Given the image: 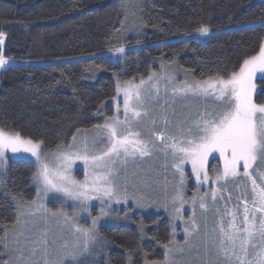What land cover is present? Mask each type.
<instances>
[{
  "label": "snow or ice",
  "instance_id": "6c2138e0",
  "mask_svg": "<svg viewBox=\"0 0 264 264\" xmlns=\"http://www.w3.org/2000/svg\"><path fill=\"white\" fill-rule=\"evenodd\" d=\"M259 26L264 28V22ZM197 31L207 37L210 30L202 25ZM3 44L4 34L0 33V46ZM124 53L123 47L113 52L117 56ZM8 63L0 47V69ZM258 79L264 81V43L233 70L207 78L186 75L177 83L176 73L167 72L160 76L153 73L139 83L118 81L116 91L117 97L123 96V111L117 100L116 113L95 125L94 134L89 136L85 130L79 139L73 135L66 147L58 144L46 151L44 141L0 127V165L6 163L9 152L29 163L33 161L27 157L34 158L32 182L37 185L36 199L14 197V225L20 227L10 245V229L5 226L0 248L17 255L0 264H96L101 244L99 221L109 215L112 204L132 200L138 208L152 205L145 193L130 192L128 165L161 157L165 170H173V191L166 200L170 199L174 219H183L185 165L191 166L190 174L197 185L192 195L191 228H184L185 243L200 231L195 219L198 201L201 215L211 211L215 218L210 235L206 233L201 245L196 246L204 247L209 256L207 264H264V101L257 100L264 97V88L257 91ZM193 100L197 102L194 113ZM178 102L189 110L178 112ZM212 160L217 162L214 166ZM77 161L83 165V179L73 174ZM203 185H209V190L198 195ZM50 194H55L53 199L59 204L56 210L44 203ZM93 200L101 205L98 216H92L89 207ZM65 205L72 208L71 216ZM82 213L91 217L88 226L75 219ZM50 222H62L63 231L57 235L41 227V223ZM174 244L170 239L161 245L165 249L162 261L149 260L145 254L144 264H177L174 253L186 249L171 247Z\"/></svg>",
  "mask_w": 264,
  "mask_h": 264
},
{
  "label": "trees",
  "instance_id": "16d2710c",
  "mask_svg": "<svg viewBox=\"0 0 264 264\" xmlns=\"http://www.w3.org/2000/svg\"><path fill=\"white\" fill-rule=\"evenodd\" d=\"M262 22L264 0H0L4 55L12 65L0 71V127L44 141L46 151L66 147L77 129L101 124L96 115L115 97L118 81L164 68L195 79L231 71L264 43ZM202 25L209 36H199ZM117 47L125 53L114 55ZM256 83L264 88V81ZM35 171L9 162L0 177V234L8 226V239L16 226L14 197L35 199ZM186 176L193 195L197 187ZM99 234L96 264H144L145 254L162 261L161 245L173 239L167 219L153 214ZM0 261H8L2 248Z\"/></svg>",
  "mask_w": 264,
  "mask_h": 264
},
{
  "label": "rangeland",
  "instance_id": "374dc122",
  "mask_svg": "<svg viewBox=\"0 0 264 264\" xmlns=\"http://www.w3.org/2000/svg\"><path fill=\"white\" fill-rule=\"evenodd\" d=\"M6 68V67H5ZM3 68V69H5ZM3 69H0L3 70ZM167 72H175L176 73V81L177 83H181L184 79V77L187 75L176 68H170V69H160L159 72L156 73L157 76H160L161 74L167 73ZM155 73V72H153ZM151 73L150 75H152ZM188 76V75H187ZM148 78V77H147ZM147 78H144L147 80ZM139 79L133 80L134 83H139ZM259 80V79H258ZM257 80V81H258ZM256 81V82H257ZM257 91L259 92V87L257 86ZM164 94V86L163 83H161V96ZM115 98V99H114ZM113 99L109 100L105 105L101 108L99 114L96 115V118L101 121V124L109 117L113 116L116 113V103L117 100L121 101L120 111H123L122 106V99L123 96L120 95L117 97V91L116 95ZM192 106L193 113L195 111V106L197 104L196 101L190 102ZM112 108V115L107 117L105 115V109L107 107ZM176 110L178 112L181 111H188L189 109L185 107L181 103H177L175 105ZM84 131L82 130L79 133H76L75 135L78 136V139L84 135ZM87 133L89 136L94 134V128L87 130ZM72 141V139H71ZM70 141V143H71ZM18 155H25L27 154H18ZM27 159L29 161H33L30 164L34 165V158L28 156ZM211 159V158H210ZM21 160L16 159V157L13 156L12 153H6V163L3 165H0V177L6 176V169L9 162H18ZM25 162V161H21ZM29 163V162H26ZM217 162L212 160L211 164L214 166ZM163 158H145L143 161H137L136 164H129L126 169V175H127V183L130 192L138 190L139 192H143L146 194V198L148 201L152 202V205L147 208H138L135 206L134 202L132 200H129L127 204H112L111 209H108L109 215L106 217H102L99 221V227H98V233L101 228L104 227H111V226H117L120 223H123L127 219L133 218V217H144L150 214L153 215H163L169 222L171 228H172V237L175 240V244L171 245V247L176 248H185L186 251L183 253L176 252L174 253V256L177 260V264H207V261L209 260V256L205 255V249L203 246L196 247L197 245H201V241L205 238V234L208 233L210 235L211 229L215 223V218L213 217L211 211L207 213L205 216L201 215V210L198 207V201H197V208H196V214L195 219L197 224L199 225L200 231L198 233L194 232L190 237H188V243H185V232L184 228L187 225L189 228H191V221L193 219V210H192V194L187 193V179H186V188L184 191V197L186 200V203L183 205L181 215L183 219L177 220L174 219V213L172 212V206L170 198L173 186H172V169L165 170ZM36 170V167H35ZM125 170L122 169V173ZM185 172L191 173V166L185 165ZM73 174L76 176L77 179H83L84 172H83V165L79 161L76 162V164L73 166ZM191 179L195 183V187H197L195 178L190 174ZM123 182V181H122ZM133 185H135V189L133 188ZM32 186L35 190V193L37 194V185L32 182ZM165 186L167 187V191H165ZM197 189V188H196ZM209 185H203L201 188V191L197 193L198 195H203L202 191H208ZM197 192V191H196ZM196 192H193L196 193ZM237 193L233 191V196H235ZM55 194H50L47 199L44 200L45 205L53 210H56L59 208V204L56 203V201L53 199ZM225 196H227V193H225ZM36 199V196H35ZM167 203V207H165V204ZM71 202H68V205H70ZM68 205H65V211L71 216L72 215V208ZM90 210L92 213V216H98L100 214V202L98 200L91 201ZM78 220L83 226H88L91 222V217L87 215V213H82L81 215L77 216L75 218ZM19 225H16L13 229V232L11 233L9 237V243L11 245V239L12 236L15 234L17 229H19ZM41 227H47L50 230V233H55L59 235L63 229L64 225L61 222L60 224L50 222L47 225H43L41 223ZM175 228V230H174ZM99 238L101 241L100 244V251L95 259H98L101 257V252L103 249V239L101 238L99 234ZM177 239L182 240L181 242H178ZM14 247V246H13ZM17 255L16 253L12 252L10 249L7 250V256L8 260L9 257H14ZM90 257H82L81 259H88ZM37 260H39V256L36 257Z\"/></svg>",
  "mask_w": 264,
  "mask_h": 264
},
{
  "label": "built area",
  "instance_id": "2783aa9c",
  "mask_svg": "<svg viewBox=\"0 0 264 264\" xmlns=\"http://www.w3.org/2000/svg\"><path fill=\"white\" fill-rule=\"evenodd\" d=\"M3 48V51H4V44L2 46H0ZM12 65L10 63H8V65H6L5 67L8 68V67H11ZM2 71V70H1Z\"/></svg>",
  "mask_w": 264,
  "mask_h": 264
},
{
  "label": "water",
  "instance_id": "95a60500",
  "mask_svg": "<svg viewBox=\"0 0 264 264\" xmlns=\"http://www.w3.org/2000/svg\"><path fill=\"white\" fill-rule=\"evenodd\" d=\"M27 81L31 82V78H28Z\"/></svg>",
  "mask_w": 264,
  "mask_h": 264
}]
</instances>
